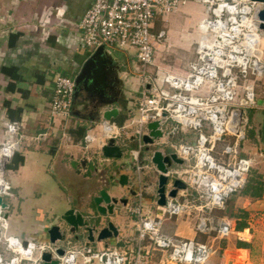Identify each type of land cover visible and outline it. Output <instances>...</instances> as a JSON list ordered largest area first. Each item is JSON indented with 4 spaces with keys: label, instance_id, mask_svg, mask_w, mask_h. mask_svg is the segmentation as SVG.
Returning a JSON list of instances; mask_svg holds the SVG:
<instances>
[{
    "label": "built area",
    "instance_id": "built-area-1",
    "mask_svg": "<svg viewBox=\"0 0 264 264\" xmlns=\"http://www.w3.org/2000/svg\"><path fill=\"white\" fill-rule=\"evenodd\" d=\"M184 0H93L79 22L80 41L94 53L99 47L124 50L135 48L139 74V96L136 117H131L134 136L127 133V123L118 126L102 121L101 135L89 128L78 145L83 152L95 145L101 148L114 140L120 148L131 140L136 151L131 164L137 175L134 205L128 206L130 216H136L135 246L130 254L126 251L104 249L93 253L83 242L76 245L68 235L65 243L55 245L28 242L24 244L9 233V223L0 209V244L7 257L0 252V264H43L42 255L49 253L58 264H154L159 253V264H205L210 257V247L194 239H175L162 234L163 220L142 214V199L156 185L145 186L141 174L154 171L155 165L141 160L144 147L156 146L163 156L175 154L189 163L187 170L172 164L168 169V190L174 180L186 184L176 198L166 199L167 219L179 218L191 210L199 213L222 210L232 196L245 186L250 162L240 158V144L246 136L247 111L256 105L254 86L249 75L260 74L255 65L261 52L263 33L256 19L262 5L251 0H200L207 16L196 27L199 35L194 61L189 63L185 74L175 73L154 64L153 42L160 44L166 38L164 30H154L156 17L175 13ZM261 63L264 62L261 60ZM161 73L159 79L148 68ZM74 80L63 75L53 78V94L50 101L51 115L70 116L73 105ZM158 122L162 137L144 144L149 135L147 126ZM17 124L7 127L8 138L0 145V160L6 166L20 149L23 136ZM190 131L188 136L183 131ZM42 136H36L38 141ZM176 140L183 141L168 146ZM152 157V156H151ZM151 161V158H150ZM3 166V165H2ZM0 197L9 195L10 184L1 177ZM153 188V189H152ZM147 192V193H146ZM156 205V201L154 203ZM207 219L197 224L196 231L205 233ZM230 233L224 225L217 230L219 238ZM62 248L64 255L56 250ZM155 253V254H154Z\"/></svg>",
    "mask_w": 264,
    "mask_h": 264
},
{
    "label": "crops",
    "instance_id": "crops-1",
    "mask_svg": "<svg viewBox=\"0 0 264 264\" xmlns=\"http://www.w3.org/2000/svg\"><path fill=\"white\" fill-rule=\"evenodd\" d=\"M92 3L93 0H0V145L9 137L7 127L10 124H17L20 135L24 137L20 149L15 153L23 158V164L15 170L6 168V171L15 173L13 178L16 181L11 184L13 186L11 188H14L16 192L13 196L7 195L9 202L6 203L8 208L4 210V215L7 216L9 223V233L24 244L46 243L49 226L34 219L33 212L29 210L21 212L20 206H24V200H26L23 186L38 187L44 182L47 170L63 175L65 181H68L70 177L79 186H83L76 189L78 207L74 210L84 217L90 216L92 212L87 210L88 197L96 196L95 191L104 186L107 175L101 167L110 161H105L99 153H92V150L97 149L94 144L88 148L87 152H82L78 148L81 140H77L75 129L84 127L87 132L90 127L94 129L93 123L102 124L101 112L105 110L117 109L118 115L124 114L127 117L125 123L133 117L129 115L131 109L128 103L109 105L107 102L115 101V99H106L107 102H105L104 99L96 98L94 97L96 94L86 90L88 95L95 98L93 104L96 111L88 112L87 120L90 121L84 122L86 119L78 115L73 106L69 117L61 114L51 115L50 101L54 76L59 74L73 79L80 74L83 65L93 54L80 41L78 29L82 16ZM204 13L205 6L200 0H184L175 13L165 17L158 16L155 19L154 30H158V24H161L160 30L166 32V38L169 34L168 43L174 40L177 45L175 43L173 45L187 55L182 59V62H185V71L174 70L175 73L187 72L199 39L196 27L206 17ZM260 42L262 55L257 62L262 64L264 42L262 43L261 40ZM192 45H195L193 50ZM109 50L111 49H107ZM114 61L111 66L104 62L100 69L99 74L104 82L102 93L109 92L111 96L119 94L125 100L135 94L137 101L140 91L139 74L136 71L138 63L133 69L128 57ZM248 79L254 86L256 105L247 111L249 127L240 144L239 156L250 162L249 177L253 179L251 184L256 186L258 182H261L263 193L260 198L237 194L231 198L232 200L228 199L231 203L228 207L225 205L227 218L220 219L217 228H211L216 232L219 227L228 226L230 229L226 238L228 242L222 249V263L212 259L216 251L210 248L211 253L207 262L210 261L211 264H264V95L260 94H264V72L256 75L251 73ZM258 83L262 85V88L258 87ZM136 107L137 102L135 111ZM111 122L115 123L114 119ZM36 136L42 137L34 141ZM72 149L77 150L76 152L82 156L74 159L71 155ZM84 158H87L89 163L93 159L96 160L94 167L87 166L91 173L90 177L86 176V169L70 167L72 162H79ZM10 162L7 165H10ZM78 170L80 173H77ZM126 171L131 172L129 168H125L124 172ZM4 176L7 180L6 172ZM110 176H114V173ZM105 184L107 187L108 183ZM124 194L125 191L122 189L118 193H113L112 196L122 197ZM145 198H148L150 205L156 206L157 209L151 211L148 208L144 211L142 202L143 216L159 218L164 214L165 210H161L162 208L154 204L156 201L154 189L148 192ZM117 209L119 208L116 207L113 216L117 214ZM133 218L135 221L138 220L136 216ZM119 224L121 223H117ZM135 225L134 222L135 236L133 233H128L125 226L124 228L119 226L120 229L118 227L119 236L122 238L116 241V248L120 249L119 241L123 243L128 240L133 242V247L130 249L133 250L136 239ZM239 225H244L240 231L237 230ZM188 229L194 233L191 239H194L197 234H206L209 230L199 233L196 231V226L195 229L193 227ZM164 236L171 237L168 232L164 233ZM238 242L246 245L240 248L237 246ZM99 245H103L100 247L102 250L105 249L104 244ZM0 252L8 256L4 248Z\"/></svg>",
    "mask_w": 264,
    "mask_h": 264
},
{
    "label": "rangeland",
    "instance_id": "rangeland-1",
    "mask_svg": "<svg viewBox=\"0 0 264 264\" xmlns=\"http://www.w3.org/2000/svg\"><path fill=\"white\" fill-rule=\"evenodd\" d=\"M204 15L207 16L206 10H205ZM158 25L159 26L157 27V29L158 30L162 29L161 24H158ZM168 36L169 34H167L166 40H164L160 44L153 42L152 46L154 50L155 65L161 68L162 67L167 68L173 72L174 70L176 72H184L185 62H182V59L186 58L187 55L181 49H179V47L173 45L175 43L174 40L169 44ZM263 42L264 40H262V43ZM197 43H198V40H197ZM168 45H169V48H168ZM194 48H195V45H192V50ZM136 52L137 50L132 47H128L124 50L115 48V49H111L107 51V49H105L104 50V60H105L106 65L111 66L115 62L114 61L115 59L121 58L124 60L125 57H128V60L132 64L133 69H135V64L137 63ZM194 58H195V55L193 56V59L190 62L194 61ZM148 73H152L153 75H155L156 72H154L153 69L149 67ZM156 75L159 79L161 78V73H158V74L156 73ZM74 79L75 77L73 78V80ZM257 85H259L258 87L261 86L262 88V85L260 83H258ZM119 88L120 87H118V89ZM260 94L264 95L262 93ZM113 97L115 101H108V102L105 100L103 101L109 103V105L111 104L113 105L114 103H116L115 105H117L118 103L119 104L128 103V106H130V109H131V112L129 115H132L133 120H135V117L137 115L135 111V103H136L135 98L137 97V95L133 94L126 100L122 99L119 94H116ZM94 99L95 98L91 97V95H88L84 89H80V91L77 92V94L74 97V102L72 105L73 109H75V111H77L79 114L77 112L75 113H77L78 115H81L83 119H86V121L84 120V122L90 121V120H87L88 112L95 110L94 104H93L95 101ZM246 117H247V113H246ZM100 124H101L100 122H96L92 124L94 126L93 133L95 135H101ZM126 125L128 126L127 127L128 135L134 136L133 134H134L135 129L132 127L131 122H128ZM246 127H247L246 129V132H247L249 124L246 125ZM182 133H185L191 137L194 136L193 132H190L187 130L186 132L183 131ZM182 142L183 141L181 140H176L173 143H171L168 146V149H169L168 152L172 151L171 145H177L178 143H182ZM121 149L123 151L122 158L111 159L109 160L110 162L105 163L101 167V169L105 172V175H107L106 176L107 183H108L107 190L111 192V194L118 193L122 189L118 186V184H113L112 180L110 179L111 177L110 175H112L116 170H118L122 166L125 168H130L131 164L133 163L135 159L134 152L136 151V147L134 146L133 141L131 140L127 141L126 144H124L123 147H121ZM157 149L158 147L156 146H148V150H145V147H144L141 152V156H140L141 160H143L146 165H149L150 167H152L150 158L152 154L156 152ZM76 151L77 150L75 151L73 149L71 150V155H73L74 159L80 158L82 156V154ZM92 153L97 154L98 153L97 149L92 150ZM188 168H189L188 162H184V164L180 166V169H183V170H187ZM46 173L47 174H46L44 182H42L38 187L28 188L27 186L25 187L23 186L24 196L26 197V200H24L25 205L20 206V210L22 213L27 210L33 212L32 217L34 219H36L37 221H41L42 224H48L49 226L48 228H50L53 225L59 224V218L60 216L64 214L65 211L69 209H75L78 207V200H77L78 197L76 195V189L82 188L83 186H79L78 183L74 182L70 177H68V181H65L63 178V175L60 176L59 173H56V172L51 173L50 170H47ZM14 176H15V173L6 171V178L8 181L10 180L9 181L10 190L8 194L9 195L11 194L12 196L13 194L15 195V192H16L14 188L13 189L11 188L13 187L11 184L12 183L14 184V181H16L13 178ZM141 176H142V182L145 186L149 187L150 185L151 186L156 185L158 176L155 175L154 171H148V172L145 171L141 174ZM95 186H97V184H95ZM236 195L232 196L231 198L235 197ZM3 197H4L3 198L4 203L9 202L7 196H3ZM145 197L142 199V202L144 205L143 206L144 211H146V209L148 208H150L151 211L156 210L157 207L150 205L149 199ZM229 200H232V199H229ZM229 200L226 203L227 207L231 203V201ZM129 205H134L133 201L131 202V200H129ZM90 207L94 209L93 205H90ZM227 207H225L223 210H218V211L215 210L211 212L205 211L203 213H199L197 211L191 210L189 214H184L180 216L179 218H177L179 219L178 222H175V220L177 219H175L174 217L171 219H167L166 209L162 208L161 210H165L164 214H162V216L159 217V219L163 220L162 234L168 232L169 235L171 237H174L175 239H191V237L194 236L193 235L194 233L189 231L188 227L190 229L191 227L195 229V226H197V224L202 220V218L203 219L206 218L207 219L206 222L208 224L209 230L206 232V234H197L196 232L197 236H195L194 240L200 243H204L210 248L212 247V251H216L215 255L213 254L214 256L212 257V259L213 258L217 259L219 260V263H222V260H223L222 249L226 247V244L228 241L226 238H222V239L219 238L217 231L215 232L211 230V228H217L218 224L220 223V219L227 218V215H228L226 211ZM92 209L90 211H93ZM116 212L117 214L115 216L108 217L110 218V221L116 227L123 226L124 228L125 226L127 232L133 233V236H135V231H134L135 219L133 218L134 216H130L127 210H125V208H119L116 210ZM106 220H107V217H100L99 221L101 222V224H104ZM116 221L117 223H121V224L117 225ZM189 233L190 235L188 236ZM121 238L122 237L119 236L117 239H110L108 242L109 243L108 249L111 250V249L116 248L115 246L116 241ZM126 241L127 242H123V243L122 241H120L121 244L118 247H120L119 250L124 249L128 254H130L131 253L130 249L133 247V242L132 241L128 242V240ZM1 246L2 245L0 244V251L3 249V247ZM101 246L103 247V245ZM101 246L99 245V243H94L90 245L93 253H97L101 251L102 250V248H100ZM162 259L163 258L158 253L157 256H155L154 258V264H159V261ZM93 264H97V263L93 262ZM205 264H211V262L208 261Z\"/></svg>",
    "mask_w": 264,
    "mask_h": 264
},
{
    "label": "water",
    "instance_id": "water-1",
    "mask_svg": "<svg viewBox=\"0 0 264 264\" xmlns=\"http://www.w3.org/2000/svg\"><path fill=\"white\" fill-rule=\"evenodd\" d=\"M262 6L258 8L256 19L259 22L258 29L263 33L264 38V0H251ZM104 48L99 47L91 57L83 65L82 70L78 76L74 79V97L80 89H84L89 93H102V83L103 79L100 76V69L103 66L104 60ZM264 64H256L255 71L261 72L264 70L262 66ZM102 113L101 119L106 124L115 119L118 115L117 109L105 110ZM159 123L152 122L147 126L149 130V135L144 136L142 141L144 144L150 145L153 142V139H158L162 137L161 132L158 130ZM145 150H148L146 147ZM122 150L119 146L115 145L114 140H109L100 150V156L106 160L111 159H120L122 158ZM97 155V156H99ZM151 163L155 165L156 171L158 172V178L156 182V205L160 208L166 206V199H174L177 196L179 190H185L186 184L181 180H174L172 187L168 190V177L166 176L168 169L174 165H182L183 161L178 159L175 154H169L163 156L160 151H156L152 154ZM89 160L87 158L81 159L79 164L76 166V162L71 163L72 168H81L82 170L86 169V176L90 177V170L87 169L89 165ZM94 167V163H91ZM124 167L122 166L114 172V176H111L112 180L117 177L118 186L121 189H124L128 195L136 199V181H134L133 170L130 169V173L127 171L124 172ZM3 176L6 172V161H4L3 166ZM123 172V173H122ZM77 173H80L78 170ZM135 177V176H134ZM128 203L126 198H119L112 196L111 192L107 190V187L101 188L98 190L96 196L93 197V206L95 207L94 216L84 217L81 214L76 213L74 209H69L64 212L59 218V224L53 225L47 230L48 241L50 244L55 245L57 242L65 243L68 240V235L73 236L75 240L80 239L82 242H85L86 246L92 245L94 243L104 244V248L108 247L106 244L110 239H117L119 236V229L112 222H108L105 226L103 224L97 225V219L100 217H111L114 215L115 209L118 205L125 207ZM8 208L7 204L3 202V198L0 197V209L6 210ZM5 218L7 216L5 215ZM101 223V222H100ZM56 254L59 256L64 255V250L59 248L56 250ZM43 264H58V262L52 259L51 254L44 253L42 255Z\"/></svg>",
    "mask_w": 264,
    "mask_h": 264
},
{
    "label": "trees",
    "instance_id": "trees-1",
    "mask_svg": "<svg viewBox=\"0 0 264 264\" xmlns=\"http://www.w3.org/2000/svg\"><path fill=\"white\" fill-rule=\"evenodd\" d=\"M127 117L122 114V115H118L114 121L115 123L118 125V126H122L125 121H126ZM75 132L77 134V140H82L83 137L85 136L86 134V129L84 127H78L77 129H75ZM23 164V158L21 156H17L15 155L14 158L12 159V161L10 162V165H7V169H17L19 166H21ZM9 166V167H8ZM248 178L246 179V182H245V186L244 188L238 193L239 194H242V195H249L253 198H260L262 196V193H263V184L261 182H258V184H256V186H252L251 182L253 179H251L249 177V173H248ZM231 199V198H230ZM244 225H239L237 230L240 231L241 229H243ZM246 244L244 243H241V242H238L237 243V246L238 247H243L245 246Z\"/></svg>",
    "mask_w": 264,
    "mask_h": 264
},
{
    "label": "flooded vegetation",
    "instance_id": "flooded-vegetation-1",
    "mask_svg": "<svg viewBox=\"0 0 264 264\" xmlns=\"http://www.w3.org/2000/svg\"><path fill=\"white\" fill-rule=\"evenodd\" d=\"M94 94H96V95H94V97H96V98H101V99H104V100H114V97L113 96H111V93H109V92H105V93H94ZM113 97V98H112ZM148 147V146H147ZM145 149H146V147H145ZM122 150V149H121ZM123 152V151H122ZM123 154V153H122ZM96 162V160L95 159H93L92 161H91V163H95ZM89 164V166L90 165H93V164ZM79 164V162H76V166ZM102 164H103V162H102ZM101 165V164H100ZM71 167V166H70ZM129 169H132V166L129 168ZM74 170H77V169H74ZM131 176H133V178H134V181H137V175L133 172V174L131 173ZM135 176V177H134ZM114 179H115V181H114ZM107 182V181H106ZM105 182V183H106ZM112 182H113V184H118L117 183V177L115 176V178H113L112 179ZM137 183V182H136ZM104 186H102V188H105V186H106V184H103ZM100 189H101V187H100ZM99 189V190H100ZM136 189V188H135ZM124 190V189H123ZM98 192V190H96L95 191V193H97ZM147 193V192H146ZM94 197V196H93ZM93 197L92 196H89L88 197V199H89V202H87V210H91L92 208L90 207V205H93ZM119 198H126L127 200H128V203H127V205L125 206V207H123V206H121V205H118L117 207L118 208H125V210H127L126 208L129 206V200H131V202L133 201H135L133 198H131L129 195H128V193H126L125 192V194L122 196V197H119ZM131 206V205H130ZM93 211H91L92 212V214L90 215V216H88V217H91V216H94V210H95V207H94V209H92ZM79 214V213H78ZM82 215V214H81ZM83 216V215H82ZM100 218L99 219H97V225L98 224H101L100 223ZM110 221V218H108L107 217V220H106V222L103 224L104 226L108 223ZM111 222V221H110ZM119 237V236H118ZM117 237V238H118ZM71 241L73 242V243H75L76 245H81L82 244V241L80 240V239H77V240H75L74 238H73V236H72V238H71ZM109 242V241H108ZM106 243V244H108V246H109V243ZM120 242V241H119ZM103 244H105V243H103ZM90 246V245H89ZM105 249H108V247L107 248H105Z\"/></svg>",
    "mask_w": 264,
    "mask_h": 264
},
{
    "label": "bare ground",
    "instance_id": "bare-ground-1",
    "mask_svg": "<svg viewBox=\"0 0 264 264\" xmlns=\"http://www.w3.org/2000/svg\"><path fill=\"white\" fill-rule=\"evenodd\" d=\"M262 69L264 70V65L262 66ZM2 165H3V159L0 160V189L2 187V183H1V177L3 176V170H2Z\"/></svg>",
    "mask_w": 264,
    "mask_h": 264
}]
</instances>
